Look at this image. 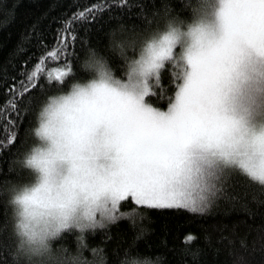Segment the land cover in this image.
<instances>
[{
	"label": "clouds",
	"instance_id": "obj_1",
	"mask_svg": "<svg viewBox=\"0 0 264 264\" xmlns=\"http://www.w3.org/2000/svg\"><path fill=\"white\" fill-rule=\"evenodd\" d=\"M189 2L190 16L180 25L177 51L199 56L203 73L184 120L171 133L172 150L118 159L114 124L94 123L100 114L114 118L118 106L111 95L93 93V81L117 84L128 93L143 91L145 81L155 88V74L145 75L136 63L147 57L153 33L111 32V46L126 54L123 74L117 75L97 50L87 49L79 63L84 77L50 93L37 108L33 142L16 157L27 178L0 181V197L10 209L11 264H107L106 253L101 261L90 249L57 242L65 232L86 237L115 222L101 219L99 212L93 220L89 208L96 195L122 179L130 167L146 184L178 186L197 199L205 198L208 206L220 192L225 171L264 184V46L245 31H229L218 22L211 14L215 0ZM197 22L203 30L189 32L188 25ZM145 101L158 106L152 96ZM146 215L137 210L124 218L147 231L142 224ZM118 264H162V259L129 248Z\"/></svg>",
	"mask_w": 264,
	"mask_h": 264
},
{
	"label": "trees",
	"instance_id": "obj_2",
	"mask_svg": "<svg viewBox=\"0 0 264 264\" xmlns=\"http://www.w3.org/2000/svg\"><path fill=\"white\" fill-rule=\"evenodd\" d=\"M141 4L149 16L165 6L168 15L178 20L190 16L189 0H0V181L27 178L16 157L33 142L37 108L50 93L67 89L72 80L84 77L79 63L87 49L97 50L117 75L123 74L126 54L111 46L110 34L148 33L145 18L138 15ZM97 5L102 6L98 12L81 18V13ZM58 35L68 40L67 53ZM69 67L72 71L66 72ZM176 71L171 64L162 69L155 83L160 95L152 96L158 106L173 92ZM25 77L35 79L29 85ZM21 84L24 91L32 92L27 109H17L13 103L22 91ZM122 204L119 213L135 206L147 214L142 221L147 231L142 235H138L140 226L118 213L115 222L105 228L86 237L68 231L57 243L83 246L101 261L106 253L107 264H118L129 248L139 254H158L162 264H264V185L245 175L230 173L222 178V191L203 211L137 206L130 198ZM9 212L0 197V264L12 260Z\"/></svg>",
	"mask_w": 264,
	"mask_h": 264
},
{
	"label": "snow or ice",
	"instance_id": "obj_3",
	"mask_svg": "<svg viewBox=\"0 0 264 264\" xmlns=\"http://www.w3.org/2000/svg\"><path fill=\"white\" fill-rule=\"evenodd\" d=\"M100 7L102 6L97 5L81 13V18L86 19L87 16H92L93 12H98ZM138 8L140 9L138 15L145 18L149 32L153 33L147 40V57L141 56L136 61L141 72L145 75L155 74L156 83L161 78L162 69L167 65H173L177 71L171 85L173 92L166 98H162L163 106L154 107L145 101L146 96L151 98L153 95H160L159 89L148 87L146 81L143 91L139 93H128L117 84L105 80L93 81L90 85L93 93L111 95L116 101L118 106L116 116L113 118L100 114L94 123L114 124L117 135L113 139V148L117 158L123 160H132L140 155L166 154L172 150L171 133L184 120L189 105L199 89L203 73V62L199 56L189 50L177 51V44L182 35L180 25L183 20L169 16L167 6L163 10L154 9L151 16L147 14L146 5H138ZM211 14L227 30H243L260 46H264V0H215V4L211 7ZM153 24L155 27L152 26ZM202 30V22L188 25L189 32ZM58 40H63L62 47L67 53L68 40L59 35ZM72 43L75 44V39ZM131 43L134 44L135 41ZM165 61L169 63L165 64ZM65 71L71 72L72 69L69 67ZM25 79L31 85V80L35 77H25ZM36 86L38 85L32 87ZM20 87L22 91L18 94V98L13 97V103L17 109H27L32 92L24 91L23 84ZM230 173L225 171L222 178ZM261 175L264 176V172ZM129 198L137 206L156 208L178 206L191 211H203L208 207V201L205 198L197 199L178 186L146 184L140 178L138 171L130 167L122 179L115 182L108 190L98 193L93 199L89 208L93 220H95L96 212H99L101 219L110 217L115 221L119 209L123 206L122 202L128 203ZM136 211V207L133 206L128 212L119 214L129 215ZM143 231L144 229H141L138 235H142Z\"/></svg>",
	"mask_w": 264,
	"mask_h": 264
}]
</instances>
